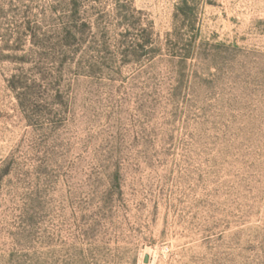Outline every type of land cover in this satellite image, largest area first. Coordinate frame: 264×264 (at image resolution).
Here are the masks:
<instances>
[{
  "label": "rangeland",
  "instance_id": "374dc122",
  "mask_svg": "<svg viewBox=\"0 0 264 264\" xmlns=\"http://www.w3.org/2000/svg\"><path fill=\"white\" fill-rule=\"evenodd\" d=\"M0 264H264V0H0Z\"/></svg>",
  "mask_w": 264,
  "mask_h": 264
},
{
  "label": "trees",
  "instance_id": "16d2710c",
  "mask_svg": "<svg viewBox=\"0 0 264 264\" xmlns=\"http://www.w3.org/2000/svg\"><path fill=\"white\" fill-rule=\"evenodd\" d=\"M177 10H178V12H181V9H180L179 7H178V9H177ZM177 17H178V16L176 15V19H177Z\"/></svg>",
  "mask_w": 264,
  "mask_h": 264
}]
</instances>
